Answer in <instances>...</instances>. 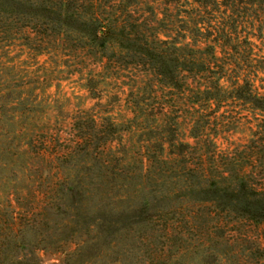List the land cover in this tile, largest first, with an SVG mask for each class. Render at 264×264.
Returning a JSON list of instances; mask_svg holds the SVG:
<instances>
[{"label":"rangeland","instance_id":"1","mask_svg":"<svg viewBox=\"0 0 264 264\" xmlns=\"http://www.w3.org/2000/svg\"><path fill=\"white\" fill-rule=\"evenodd\" d=\"M245 1H237L234 11L230 12L227 32L232 34L231 48H238L246 58L251 54L263 56L264 0H258L251 6L244 4ZM210 2L213 4V1ZM152 7L155 8V13H152ZM118 8L117 17L120 22L129 20L131 24L138 23L140 32L145 36H138L142 42L122 40L121 48L117 52H109L104 59H96L88 50L79 51L82 50L79 48H88L87 43L81 40H70L63 50H58L59 57L53 55L46 62L35 59L34 51L16 46L6 50L5 44L0 45V61H21L14 68L11 65L2 68L0 78L6 84L1 85L5 86L4 90L15 87L17 92L22 93L23 99L27 98L24 100L28 104V107H10L7 114L15 116L27 110L25 114L29 113L30 118H36L35 121H30L23 117L17 124L16 121L6 119L7 117H0V129L3 128L0 131V207L5 209L10 194L21 198L23 208L41 206L51 200L50 196L54 195L52 192L56 188H62L60 182L64 179L60 181L59 178L63 175L65 178L70 177L69 180L79 185L83 191L94 192L91 197L82 200L84 204L88 203L95 210L118 207L121 212L120 226L153 217L157 228L177 224L183 230L188 229L185 241L151 237V231L145 232L139 227H135V231L129 236L122 233L118 239L109 235L99 250L106 254V262L100 264L151 263L156 257L153 252L156 246L164 247V254L169 256H183L182 264H212L216 255L219 257L216 264H264L255 249V241L264 240V231L257 229L249 221L238 219L235 214L226 217L230 224H236L227 228L232 231V235H228V244L218 243L215 238V218L219 214L216 212L224 207L226 201L208 203L206 200H210V197L203 193L206 188L199 185L197 177L205 175L202 173V166L207 169L208 175L229 170V161L238 166L252 165V157L264 162V123L256 114H251L246 102L235 99L234 92L227 94L219 105L212 107L201 106V103H197V98L193 97L177 101L186 110L184 116L188 120L198 118L201 114L206 117L199 124L200 128L205 127L203 137L199 142L194 140L192 136H197L196 131L191 133L192 129L184 123L174 131L177 139L192 144L189 155L162 165L154 162L150 166L149 162L150 148L148 152L146 146L150 144L151 129L156 128L154 121H150V112L156 114L161 111L163 104L170 102L171 92L161 85L156 86L159 79L152 74L150 53L145 52L144 47L150 49L160 31L179 40L186 28V20H193L203 28L202 24H207L209 18H213L212 9L203 14L193 1L188 4L183 2L171 6H152L150 0H124ZM61 66L65 68L62 70ZM238 67L245 69L242 65L237 66L236 73L243 72ZM87 79L96 85L95 91L86 89ZM13 80L18 83L12 82ZM31 82L34 84L31 85ZM119 93L126 95V102H119ZM91 97H101L103 100H93ZM32 102H35L33 107ZM38 103L41 105H36ZM133 105L137 108L135 121L120 124L119 129L124 134V147L118 146L120 150L117 151H124L126 154L120 158L124 160L123 164L116 168L106 166L110 156H102L100 151H97V156L82 155L75 160L67 157L55 161L24 154L27 133L23 128L32 130L36 127L37 131L50 128L61 138L56 143L57 137H53L56 145L50 146V152H68L71 144L66 140L73 134L70 119L75 113L93 108L102 116L105 110L107 112L111 109L122 114L128 112ZM106 116L104 114V118ZM20 130H23L20 135L12 133ZM95 147L94 145L93 148ZM202 154L206 156L204 160L200 159ZM187 166H191L192 171ZM263 174L264 172H255V176L250 179L251 184L259 186L258 184L263 183L260 176ZM147 195L151 199L148 212L142 217L132 214L133 210L142 206L144 196ZM80 199L76 203L80 204ZM225 216L224 213L220 217ZM67 217L65 212L58 216L40 215L32 230L23 229L20 232L16 228V233L31 244L37 246L40 242V264H60L65 254L72 252L80 242L78 237L73 236L72 226L65 225ZM92 238L89 248L75 264L94 262L93 258L98 250L93 246L96 239ZM112 241L110 247L109 243ZM169 246L173 248L169 249ZM23 262L13 254L0 256V264Z\"/></svg>","mask_w":264,"mask_h":264},{"label":"trees","instance_id":"2","mask_svg":"<svg viewBox=\"0 0 264 264\" xmlns=\"http://www.w3.org/2000/svg\"><path fill=\"white\" fill-rule=\"evenodd\" d=\"M190 1H193L203 14L212 9L213 18H209L207 24H202L203 28L193 20H186V28L179 40H174L160 31L156 34L150 49L144 47V51L150 53L152 74L159 79L156 86L161 85L171 92L170 102L163 104L161 111L156 114L150 112V121L153 120L156 125V128L151 129L150 144L146 146L148 152L150 148V166L154 162L162 165L169 163L172 159L177 160L179 157L189 155L192 144L177 139L174 131L182 124H187L188 128L192 129L191 133L196 131L197 136H192L194 140L199 142V139L203 137L205 127L200 128L199 124L206 117L201 114L198 118L188 120L184 116L186 110L177 102L183 98H197V103H201V106L212 107L219 105L227 94L234 92L235 99L246 102L250 106L251 114H256V117L261 118L264 123V55L251 54L247 58L242 56L238 48H231L232 34L227 32L228 19L231 18L230 12L234 11L237 1L242 0H150L152 6L153 4L171 6L183 2L188 4ZM210 1H213V4ZM257 2L258 0H246L244 4L251 6ZM123 3L124 0H0V45L5 44L6 50L16 46L34 51L35 59L46 62L53 55L59 57L58 50H63L70 40H81L87 43L88 48H79L82 49L79 51L88 50L96 59L100 57L104 59L109 52H117L121 48L122 40L142 42L138 36H145L140 32L138 23L131 24L129 20L120 22L117 12L118 7H121ZM154 11L155 8L152 7V13H155ZM233 51H236L235 54ZM17 63L21 61L17 59L0 61V72H3L2 68H6L7 65H11V68L18 66ZM241 65L245 69L238 67L243 72L236 73L235 68ZM60 68L63 70L65 66ZM0 81V107L2 108L0 117H7L6 119L16 121L17 124L23 117L26 120L35 121V116L30 118L31 114H25L27 110H23L20 115L7 114V109L10 107H28L24 100L27 98L23 99L22 93L17 92L15 87L4 90L5 86L1 83L6 84V82L1 78ZM86 81V89L95 91L96 85L92 83V80ZM12 82L18 83L16 80ZM32 84L34 83L31 82ZM122 94L117 95L118 100L126 102V95ZM101 97H91V99L102 101ZM34 103L32 102V107ZM176 103L178 106H175ZM136 109L133 105L128 112L122 114L116 113L113 109L107 112L105 110L103 112L107 115L105 118L104 114L102 116L93 108L78 111L70 119L73 134L66 140L71 144L68 152L58 150L55 153L50 152V146L56 145L53 143V137L57 135L50 128L41 131H37L36 127L32 130L28 127L29 130L23 128L27 133L24 154L55 161L67 157L75 160L82 155L97 156V151H100V155L110 156L106 162L109 164L106 166L111 165L116 168L119 164H123L124 160L120 158L126 154L124 151H117L120 150L118 146H123L124 139V134L119 129L120 124L133 123L137 115ZM2 129H0L1 132ZM23 130L12 133L20 135ZM43 136L45 138H42ZM56 137V143H59L61 138ZM262 137L264 139V130ZM147 142L149 143L148 140ZM94 145L95 148H93ZM205 157L202 154L200 159L204 160ZM252 159V165L239 164L238 166L233 161H229L227 164L229 170L219 171L216 174L207 175V169L202 166V173L205 175L197 176L199 185L206 188L203 193L210 197V200H206L208 203L226 201L224 207L216 212L219 215L215 218V238L220 245L228 244V235H232V231H228L227 228L236 225L226 220V217L232 214L264 231V174L260 175L263 183L258 184L259 186L251 184L250 180L255 176V172H264V162L255 160L253 157ZM187 169L192 171L191 166H187ZM63 177L62 175L59 178L60 181L64 179L60 182L62 188H56L52 192L54 195L50 196L51 200L36 208H23L21 198L10 194L5 209L0 207V256L13 254L16 258L24 260L23 264H40L42 251L40 242L37 246L33 245L25 237L18 235L16 230L19 229L20 232L32 230L38 216H47V214L58 216L61 212L67 213L65 225L72 226L73 236L78 237L80 242L76 244L72 252L65 254L60 264H75V261H78L77 259L81 258L89 248L92 236L96 237L92 238L96 239L93 246L98 250L92 264L106 262V254L99 251L102 249L103 242L109 235L115 239H118L122 233L129 236L135 231V227L144 229L145 232L151 231V237H163L165 240L173 241L187 239V228L183 230V227L177 224L157 228L153 217L129 222L128 226H120L121 212L118 207L111 206L96 210L91 208L82 200L91 197L94 192L83 191L79 185L69 180L70 177ZM227 195H229L228 198ZM77 199L81 200L80 204L76 203ZM150 205L151 199L148 195L144 196L142 206L131 213L142 217L148 212ZM224 213L225 218H221L220 216ZM173 225L175 228H172ZM142 242L145 243V240ZM112 244L113 241L109 243L110 247ZM168 248L172 249L173 246ZM255 249L264 260V240H256ZM165 251L164 247L156 246L153 250L156 257L154 256L151 263L149 261L143 264H182L183 256L179 254L169 256L164 254ZM214 259L212 264H216L219 257L216 255Z\"/></svg>","mask_w":264,"mask_h":264}]
</instances>
